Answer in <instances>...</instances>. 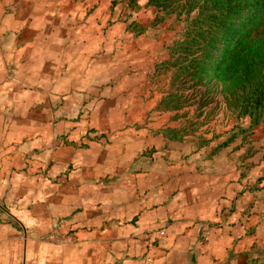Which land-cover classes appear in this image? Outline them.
I'll use <instances>...</instances> for the list:
<instances>
[{
  "label": "crops",
  "instance_id": "crops-1",
  "mask_svg": "<svg viewBox=\"0 0 264 264\" xmlns=\"http://www.w3.org/2000/svg\"><path fill=\"white\" fill-rule=\"evenodd\" d=\"M109 1L0 0V264H264V181L223 143L173 184L152 156L121 169L76 142L101 128L73 117L103 102L88 82L117 52Z\"/></svg>",
  "mask_w": 264,
  "mask_h": 264
},
{
  "label": "rangeland",
  "instance_id": "rangeland-1",
  "mask_svg": "<svg viewBox=\"0 0 264 264\" xmlns=\"http://www.w3.org/2000/svg\"><path fill=\"white\" fill-rule=\"evenodd\" d=\"M121 1L110 0L106 4L110 11L115 5L119 8V16L112 22L114 40L104 36V41L111 42L117 52L111 53L113 56L105 53L103 65L97 67L99 81L88 82L89 94L98 90V99L101 97L103 102L92 112H80L73 117L95 122L101 128L88 130L76 142L86 150L91 144L96 162L103 153L119 154V161L114 163L110 158L104 165H120L121 169L142 167L143 160L130 159L131 155L152 156L153 169L173 184L177 171L191 167L189 158L196 149H205L208 143H223L220 154L226 155L233 168L236 165L244 168L243 178L264 181V114L250 132L227 140L229 128L240 121L226 109L227 92L208 78L192 76L198 68L207 67L204 63L196 64L198 59L194 57L198 53L190 55L173 48L185 29V15L172 13L159 21L155 9L144 7L146 0L129 6V12ZM259 3L264 12V0ZM235 27L234 32L226 34V46L228 42L233 45L235 35L246 26ZM263 37L264 21L257 19L247 27L242 46L252 45ZM192 59L196 61L191 62ZM99 144L105 146L103 152ZM96 162L92 159L89 167ZM63 231H57V237L63 236Z\"/></svg>",
  "mask_w": 264,
  "mask_h": 264
},
{
  "label": "trees",
  "instance_id": "trees-1",
  "mask_svg": "<svg viewBox=\"0 0 264 264\" xmlns=\"http://www.w3.org/2000/svg\"><path fill=\"white\" fill-rule=\"evenodd\" d=\"M139 1L127 0V5L135 6ZM260 1L146 0L144 4L147 9L156 10L159 21L171 17L172 13L185 15V29L174 41L173 48L185 54L198 53L194 57L198 59L196 64L204 63L207 67L198 68L192 76L208 78L214 84H221L227 92L226 109L240 120L229 128L227 140L250 132L264 114V37L252 45L242 46L247 27L257 19L264 21ZM236 24L246 27L235 35L233 45L228 42L226 46V34L234 32Z\"/></svg>",
  "mask_w": 264,
  "mask_h": 264
},
{
  "label": "built area",
  "instance_id": "built-area-1",
  "mask_svg": "<svg viewBox=\"0 0 264 264\" xmlns=\"http://www.w3.org/2000/svg\"><path fill=\"white\" fill-rule=\"evenodd\" d=\"M149 236L147 237V240L149 241ZM150 243V241L148 242ZM133 264V263H132ZM138 264H151V257L149 255V253H145L141 259V261Z\"/></svg>",
  "mask_w": 264,
  "mask_h": 264
}]
</instances>
